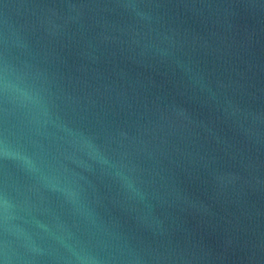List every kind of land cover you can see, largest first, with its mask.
I'll return each instance as SVG.
<instances>
[{"label": "water", "instance_id": "water-1", "mask_svg": "<svg viewBox=\"0 0 264 264\" xmlns=\"http://www.w3.org/2000/svg\"><path fill=\"white\" fill-rule=\"evenodd\" d=\"M0 264H264V0H0Z\"/></svg>", "mask_w": 264, "mask_h": 264}]
</instances>
